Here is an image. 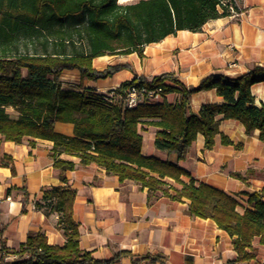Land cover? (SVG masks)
Segmentation results:
<instances>
[{
  "label": "trees",
  "instance_id": "trees-1",
  "mask_svg": "<svg viewBox=\"0 0 264 264\" xmlns=\"http://www.w3.org/2000/svg\"><path fill=\"white\" fill-rule=\"evenodd\" d=\"M230 7H234L233 0L127 4L117 0H0V137L15 144L25 138L30 145L33 140L52 143L53 167L64 185L42 190L34 207L46 215L56 214L57 227L65 237L62 246L50 245L43 233L31 232L11 251L0 239V264H119L122 257H129V264H157L149 255L132 258L126 252L99 260L80 248L78 225L72 219L76 192L64 175L75 165L60 159L61 154L77 157L82 166L103 168L120 183L134 181L150 193L160 191L171 200L188 201L190 216L212 220L230 238L236 257L226 264L256 260L252 242L257 238L264 246V189L248 194L247 206L240 210L234 197L196 182L177 162L185 159L198 134L203 136L205 150L214 147L216 135L221 145H232L218 130L220 115L240 123L246 135L258 130L264 143V106H254L251 94L253 85L264 82L263 66H253L237 77L209 75L193 88H186L170 73L151 79L136 77L106 93L81 85L68 87L60 79L66 71H76L80 81L111 77L122 66L97 71L92 66L94 58L131 53L142 58L144 46L180 30L198 32L206 22L228 16ZM131 86L147 91L159 88L161 100L124 109L118 96ZM209 89L215 90L222 103L204 104L193 113L190 96ZM171 93L177 95L172 103L165 100ZM56 122L71 124L72 136L55 132ZM140 126L155 127L154 148L175 160L142 155ZM8 256L15 258L7 261Z\"/></svg>",
  "mask_w": 264,
  "mask_h": 264
},
{
  "label": "crops",
  "instance_id": "crops-1",
  "mask_svg": "<svg viewBox=\"0 0 264 264\" xmlns=\"http://www.w3.org/2000/svg\"><path fill=\"white\" fill-rule=\"evenodd\" d=\"M233 3L228 16L206 22L198 32L180 30L144 46L142 58L135 53L94 58L92 66L97 71L122 66L111 77L80 81L76 71L64 73L76 76L82 88L106 93L136 77L151 79L170 73L186 88H193L209 75L237 77L253 66L264 67V0ZM251 94L254 106H264V82L253 85ZM176 98L174 93L165 96L170 103ZM220 103L222 99L214 89L195 92L189 98L193 113L204 104ZM216 120L219 132L232 145H221L216 135L214 147L205 150L203 136L198 134L185 159L177 164L196 182L234 197L241 210L247 206L248 194L264 189V143L259 140L258 130L246 135L237 121L222 119L221 115ZM54 131L72 136L73 127L56 122ZM156 131L152 126H140L141 154L174 161L173 155L154 148ZM29 140L15 144L0 137V159L6 158L0 167V239L8 251L17 249L31 232L43 233L50 245L65 243L57 227L58 216L46 215L34 207L42 190L64 185L53 167L52 143L33 140L30 145ZM59 158L75 165L64 172L67 184L76 192L72 219L78 225L80 248L92 257L108 260L126 252L132 258L149 255L157 259V264H226L236 257L230 238L212 220L188 214V201L171 200L160 191L150 193L134 181L120 183L117 176L107 174L103 168L80 165L74 156L61 154ZM181 179L188 181L186 177ZM165 182L179 188L171 179ZM252 247L257 254L263 252L264 246L257 238ZM129 262V257L119 260V264ZM262 262L256 256L255 261L240 264Z\"/></svg>",
  "mask_w": 264,
  "mask_h": 264
},
{
  "label": "built area",
  "instance_id": "built-area-1",
  "mask_svg": "<svg viewBox=\"0 0 264 264\" xmlns=\"http://www.w3.org/2000/svg\"><path fill=\"white\" fill-rule=\"evenodd\" d=\"M229 9L230 12L233 11L231 7ZM110 96H113V93H110ZM160 98L159 88L153 91H147L145 88H137L134 86L129 87L123 96H118L124 109H130L145 102L158 101ZM14 258L15 256H8L5 259L8 261Z\"/></svg>",
  "mask_w": 264,
  "mask_h": 264
},
{
  "label": "rangeland",
  "instance_id": "rangeland-1",
  "mask_svg": "<svg viewBox=\"0 0 264 264\" xmlns=\"http://www.w3.org/2000/svg\"><path fill=\"white\" fill-rule=\"evenodd\" d=\"M137 0H117V3L119 4H127V3H132V2H135ZM65 76H61V81L63 82L64 85H68L69 87H74V88H78L81 83L80 81L78 80V78L76 76H74L72 73H64ZM7 112L11 115V116H14V112L8 108L7 109ZM256 252V249L253 248ZM263 252H259L258 254L256 253V256H258V260H260L262 262V264H264V248L262 249Z\"/></svg>",
  "mask_w": 264,
  "mask_h": 264
}]
</instances>
